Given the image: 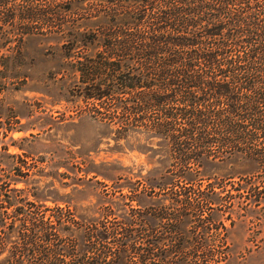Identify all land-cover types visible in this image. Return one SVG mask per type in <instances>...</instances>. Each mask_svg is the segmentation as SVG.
I'll return each instance as SVG.
<instances>
[{"label":"trees","instance_id":"trees-1","mask_svg":"<svg viewBox=\"0 0 264 264\" xmlns=\"http://www.w3.org/2000/svg\"><path fill=\"white\" fill-rule=\"evenodd\" d=\"M27 35L64 50L63 71L76 74L69 93L92 99L91 115L115 137L140 133L147 151L155 150L154 140L162 147L158 170L118 184L129 188L125 197L201 185L214 195L230 176H237L235 188L264 189V0H0V45ZM1 149V264H126L129 252L143 260L161 237L134 246L127 243L132 235L161 226L174 231L193 218L177 212L187 207L166 211L165 199L154 198L153 211L109 227L96 212L125 201L107 191L105 208L46 205L12 185L27 171L3 162L4 153L13 154ZM138 186L143 190L135 192ZM213 195L196 202H219ZM99 256L110 258L97 263Z\"/></svg>","mask_w":264,"mask_h":264},{"label":"rangeland","instance_id":"rangeland-1","mask_svg":"<svg viewBox=\"0 0 264 264\" xmlns=\"http://www.w3.org/2000/svg\"><path fill=\"white\" fill-rule=\"evenodd\" d=\"M12 37L0 45V151L6 146L5 151L13 156L4 153L2 161L27 171L26 175L17 174L12 185L24 187V193L29 189L28 198L49 206L67 204L76 211L94 210L101 204L107 207L110 204L103 201L107 191L113 199L125 201L110 206V212H96L109 227L121 223L123 216L153 211L155 205L148 201L154 198L165 199L160 206L166 211L187 207L177 212L193 218L180 223L177 230L161 226L151 233L132 235L127 243L134 246H146L150 237L161 238L143 260L129 252L126 264H264L263 188L259 186L254 194L235 188L237 176H230L223 178L224 186L212 188L214 195L209 186L201 185L175 195L154 189L151 198L139 194L138 201L125 197L129 188L117 190L118 184L141 178L149 168L158 170L162 147L154 140L155 150L149 152L142 144V134L117 138L106 123L94 118L92 99L85 102L69 93L76 74L63 71L67 67L64 50L58 45L34 35L19 43ZM74 51L80 53L81 49ZM197 189L208 196L196 193ZM30 190L35 191V197ZM210 195L219 202H196ZM174 197L180 201L168 200ZM105 243L111 249L118 247L111 238ZM4 254L0 253V264L6 260ZM109 258L99 256L96 262Z\"/></svg>","mask_w":264,"mask_h":264}]
</instances>
